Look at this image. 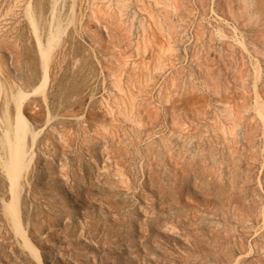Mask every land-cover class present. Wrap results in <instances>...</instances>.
<instances>
[{
    "label": "rangeland",
    "instance_id": "obj_1",
    "mask_svg": "<svg viewBox=\"0 0 264 264\" xmlns=\"http://www.w3.org/2000/svg\"><path fill=\"white\" fill-rule=\"evenodd\" d=\"M0 264H264V0H0Z\"/></svg>",
    "mask_w": 264,
    "mask_h": 264
},
{
    "label": "bare ground",
    "instance_id": "obj_2",
    "mask_svg": "<svg viewBox=\"0 0 264 264\" xmlns=\"http://www.w3.org/2000/svg\"><path fill=\"white\" fill-rule=\"evenodd\" d=\"M123 104V103H122Z\"/></svg>",
    "mask_w": 264,
    "mask_h": 264
}]
</instances>
